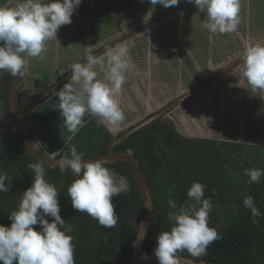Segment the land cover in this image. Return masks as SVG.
Segmentation results:
<instances>
[{
	"label": "trees",
	"instance_id": "16d2710c",
	"mask_svg": "<svg viewBox=\"0 0 264 264\" xmlns=\"http://www.w3.org/2000/svg\"><path fill=\"white\" fill-rule=\"evenodd\" d=\"M144 1L89 0L85 6L87 11L75 18V24L72 21L76 32L69 36H79L85 22L91 28L105 22L115 25L117 10L122 4L129 6V12H134L136 6L142 8ZM110 16L114 19H109ZM178 51L183 52L179 47ZM95 70H99V66ZM101 73L99 71V79ZM66 77L62 75L56 83L48 76L44 77L42 92L24 104L26 75L22 76L17 104L24 114L32 108L28 128L33 144L48 159L60 160L65 154L70 156L69 149L73 145L78 153L84 154V160L105 157L108 147L125 131L114 135L107 127L98 126L96 118L85 115L80 131L75 136L68 132L56 106L59 98L53 94L68 83L64 80ZM15 78L7 72L0 75V173L7 174L5 183L11 185L8 193L0 192V225L5 227L11 226L10 214L18 210L21 196L32 186L35 173L27 165L39 163L27 151L20 125L10 108ZM58 82L61 83L50 94L49 89ZM126 151H131L137 160L153 203L142 254H153L159 233L170 231L172 224L167 218L172 211L167 203L169 189L173 190L172 198L178 207L187 206L193 203L187 196L189 188L194 182H200L206 186L205 198L212 197L209 227L215 228L221 238L207 249L205 256L193 258L187 251L178 255L208 264H264V218H257L259 223L254 224L251 210L243 204V200L251 195L256 207L264 214V176L260 183L248 184L249 177L244 174L246 169L264 170V146L185 137L172 121L156 119L111 149L113 155ZM105 166L126 177L131 188L129 194L112 198L119 217L113 228L103 227L87 213L72 208L67 190L78 177L71 169L61 172L59 167L45 166V180L60 192L59 214L73 227L68 234L73 237L75 264H124L132 254V244L144 212L140 191L128 163H105ZM45 218L49 222L54 219ZM33 227L41 231L39 225Z\"/></svg>",
	"mask_w": 264,
	"mask_h": 264
},
{
	"label": "clouds",
	"instance_id": "9594fccd",
	"mask_svg": "<svg viewBox=\"0 0 264 264\" xmlns=\"http://www.w3.org/2000/svg\"><path fill=\"white\" fill-rule=\"evenodd\" d=\"M148 2L168 8L177 6L180 0ZM186 2L207 14L209 22L204 27L211 33L237 32L241 0ZM81 3L82 0H48L47 3L44 0H12L11 5H0V75L7 72L13 77H22L27 72V57L42 58L49 40L60 43L57 40L60 27L72 23V16ZM85 58L86 64L71 66L69 82L53 93L59 98L56 106L63 118V126L73 136L84 126L85 115L96 118L98 126L103 125L109 130H114L125 120L117 96L123 92L125 74L130 68L127 42L106 48L102 55L89 52ZM97 66L103 73V79H99V73L94 70ZM239 67L242 78L253 91H264V43L246 46ZM69 152L70 156L65 154L57 164L61 172L71 169L72 174L78 177L67 190L72 208L79 213H87L103 227H115L119 217L112 198L130 193L128 179L106 167L102 160H84V154L78 153L74 145ZM27 167L35 173V177L32 186L21 196L18 210L9 216L11 226L0 225V262L75 264L73 237L68 234L73 227L59 214L60 192L45 180L44 163H30ZM244 174L249 177L248 184L260 183L264 170L246 169ZM7 179V174L0 173V192L10 191L11 185L5 183ZM205 187L200 182H194L187 192L193 203L179 207L172 198L173 190L169 189L167 203L172 211L167 218L172 226L170 231H161L157 237L154 254L159 264H181L178 254L184 251L193 258L205 256L207 249L221 238L215 228L209 227V213L213 205L212 197L205 198ZM243 204L251 210L254 224L259 223L257 218H264L251 195L243 200ZM45 217L54 219L49 222ZM36 225L41 231L34 229ZM141 258L148 259L146 254H142Z\"/></svg>",
	"mask_w": 264,
	"mask_h": 264
},
{
	"label": "rangeland",
	"instance_id": "374dc122",
	"mask_svg": "<svg viewBox=\"0 0 264 264\" xmlns=\"http://www.w3.org/2000/svg\"><path fill=\"white\" fill-rule=\"evenodd\" d=\"M87 1L89 0H82L78 10L74 12L73 24L75 18L87 11L85 7ZM185 2L186 0H180L178 7L168 8L152 5L150 20L146 12L147 0L144 1L142 8L136 6L137 10L134 12H129V6L122 4L117 10L118 23L115 31L107 32L114 28V24L98 23L91 28L85 22L82 25V35L76 36V41L68 39L70 43H65L60 52L57 41H48L47 51L42 54V58L27 57L22 96L24 104L42 92L45 87L44 77L48 76L56 83L59 76L67 75L69 72L72 74L73 64H86L85 57L89 52L97 55L96 52L100 51L103 54L106 48L126 41L130 49V68L125 74L123 92L117 96L125 120L114 130L108 129L112 134L124 132L165 110L163 114L169 112L166 116L185 137L264 146V91H253L242 78L241 68H236L235 71L233 68L231 75L222 79L215 78L223 71L221 69L199 72L193 68V65L199 67L204 65L196 55L202 46L204 54L200 57L207 62L213 59L212 47H226L230 46V43L219 41L220 45H217L216 41L215 47L213 39L215 33L211 32L207 33V36L211 34V41L203 40L206 35L203 32L206 29L204 25L209 22L206 16L202 25L187 26V18H196L198 10L196 7L186 14L187 18L183 19L184 26L182 20L178 28L177 24L170 23L169 17L173 15L176 18L180 15L183 9L179 5H188ZM259 2L260 5L257 6ZM158 11L164 14L163 20L151 23V20L159 15ZM108 18L111 19V16ZM240 23L242 24L238 27L239 35L244 37L245 34V37L264 43V0H241ZM73 24L67 25L68 33L75 34L76 28ZM144 25L147 26L142 28ZM72 27L74 29H70ZM59 30H62L61 27ZM169 31H173V34L177 31L181 41H162ZM187 31L188 37L185 36ZM233 34L226 36L232 38ZM223 38L225 39V34ZM182 46L186 47V50L189 48V55ZM87 47L91 48L86 49ZM178 47L183 54L178 51ZM234 53L228 57L230 59L228 64H233L238 58L241 59L238 60V64H241L242 52L241 56L239 52ZM217 62L218 58H214L213 64ZM104 63H107L106 57ZM96 71L99 73L100 70ZM100 79H103V73ZM213 80L214 85H209Z\"/></svg>",
	"mask_w": 264,
	"mask_h": 264
},
{
	"label": "water",
	"instance_id": "95a60500",
	"mask_svg": "<svg viewBox=\"0 0 264 264\" xmlns=\"http://www.w3.org/2000/svg\"><path fill=\"white\" fill-rule=\"evenodd\" d=\"M229 66V65H228ZM230 71V70H229ZM229 71L225 70V72L221 73V76L224 77L226 73H229ZM220 76V77H221ZM22 77H16L12 90H11V100H10V108L13 114L16 116L18 123L20 125L22 139L24 141V144L26 146L27 151L38 161L45 164L46 167L49 168H55L58 167L57 161L59 159L55 158H45L36 148V146L33 144L32 136L30 135L29 128H28V119H29V113L32 108H29L26 113H22L18 107L17 100H18V91L20 87V81ZM160 119L161 121L167 120L171 121L168 116L164 115L163 113L153 115L150 118L143 120L138 125L134 126L132 129L127 130L124 132V134L114 140L112 144L108 147L107 153L105 157H99L94 159H87L86 161H94V160H102L105 163H118V162H126L130 165L133 177L137 183L138 189L140 191L144 212L143 216L141 218V221L139 223L136 238L132 244V254L130 259L124 263V264H159L158 258L155 256V254L148 255V259H142V245L145 239V232H147V229L149 227V224L152 220L153 215V203L151 200V195L149 193V189L147 187V184L139 170L138 162L135 159L133 153L131 151H126L125 153H120L117 155H113L111 152V149L114 145L122 142L125 140L128 136L133 134L134 132L140 130L142 127L150 124L152 121ZM181 134V133H180ZM182 135V134H181ZM184 136V135H182ZM180 257V256H179ZM181 264H208L205 262H196L191 259L180 257Z\"/></svg>",
	"mask_w": 264,
	"mask_h": 264
},
{
	"label": "crops",
	"instance_id": "0c3cea01",
	"mask_svg": "<svg viewBox=\"0 0 264 264\" xmlns=\"http://www.w3.org/2000/svg\"><path fill=\"white\" fill-rule=\"evenodd\" d=\"M44 2L47 3L48 0H44ZM185 3H187V2H185ZM4 4L11 5L12 4V0H0V5H4ZM179 6H182V9H183L182 12H181L182 15L180 13V15L176 16V18L173 15L169 17L170 18V23L172 22L173 24H177V28H178V26H179L178 24L180 23L181 20H182V24L184 26L183 19L184 18H187V17H185L186 14L189 11H192L194 9V7H195L194 4H191V3H188V5L187 4L186 5L184 4V6L183 5H179ZM176 7H178V6H176ZM150 8H152V5L148 2V4L146 5V12L148 14L147 15V18L149 20L151 19L150 15L152 13V11H151V13H149L150 12ZM158 13H159V15L156 16L154 19H152L151 20V23H159V22H161V20H163L164 14L161 13L160 11H158ZM204 16H206V19H208L206 13H202V12H199V10H197L196 18H192V17H189V19L187 18V21H186L187 26H188V24H191V25H194V26H197V25L200 26V25H202V23H204ZM200 19L202 20V22H200ZM166 22H169V21H166ZM117 23L118 22L116 20L114 28L111 29L110 31H115L116 24ZM241 24L242 23H239V25H241ZM239 25H238V27H239ZM70 26H71V24H70ZM146 26L144 25V27H142V28H145ZM67 27H68L67 25L61 26V29L62 30H59L58 31V34H57V40L60 42V43L57 42V44L59 45V52L62 50L63 47H65V43H68V44L70 43L68 41V39L70 41H76V39L74 37H72V36L69 37L70 32L68 33V30L66 29ZM203 32H204V34H206L203 40H205V41H211V34H209L207 36V33L210 32V31L208 29H205ZM238 32H239V28L237 29V32L233 34L232 39L231 38H228L226 36V34H225V39H224L223 38V34L215 33V36L213 38L214 39V43H215V47H216V41L218 42L217 45L218 44L220 45V42L219 41H222V42L223 41H232L234 39V41H237L238 43H240V49L238 48V51L235 49V51L236 52H239V54L241 56V52H243V49L246 46H249V45H252V44H255V43H262L259 40H254L251 37H248V36L245 37V34H244V37H243L242 35H239ZM185 33H186L185 36L188 37V31L185 32ZM60 34H61V36H60ZM161 40L162 41H176V40L181 41L180 38H179V35H178V32L177 31H175L174 34H173V31H169V34L164 35L163 39H161ZM49 41H56V40H49ZM203 47L204 46H202L201 49H198L199 50L198 53H196V52L195 53L200 58V62L204 63V65L201 66V67H199L198 65H196V66L193 65V68H195L199 72H201L203 70H206V71L211 72V71L216 70V69H221V70H224L225 71L226 66L229 65L228 62L230 61V59H228V57L226 55H223L222 54V50H223L224 47H221V48H214V47H212L211 48V56H212L213 59L212 60L210 59L207 62H205V59H203V58L200 57L202 54H204V53H202L203 52ZM182 48H184L186 54L189 55V48H187V50H186V47H184V46H182ZM148 51L151 52V50H148ZM224 56L227 57V58H221V57H224ZM153 58H154V56H153ZM214 58H218V62L216 64H213ZM28 59H29V57H28ZM238 60H240V58H238ZM221 73L219 75H217L215 78H220ZM69 75H70V72H69V74H67V76H69ZM60 77H62V75L59 76L58 78H60ZM66 78L64 80H67L68 81L70 77H66ZM213 82H214V80H213ZM60 83L61 82H58V84L56 86H58ZM212 85H214V84H211V86ZM53 90L54 89L51 90L50 94L53 92Z\"/></svg>",
	"mask_w": 264,
	"mask_h": 264
},
{
	"label": "flooded vegetation",
	"instance_id": "af4514ba",
	"mask_svg": "<svg viewBox=\"0 0 264 264\" xmlns=\"http://www.w3.org/2000/svg\"><path fill=\"white\" fill-rule=\"evenodd\" d=\"M232 39V38H231ZM228 43H230V46H227L226 45V47H224L223 48V50H222V54L223 55H226L227 57H231L232 55H233V52H235V53H237L236 51H235V49L238 51V48L240 49V43H238L237 41H234V39L232 40V41H228ZM235 46V47H234ZM96 54L97 55H102V53H100V51H98V52H96ZM227 57H225L224 56V58H227ZM241 60V59H240ZM239 63V61L238 60H236V61H234V63L233 64H229V66H227L226 68H225V70H227V71H229V73H226L225 74V78H227L228 76H230L231 75V71L233 70V68H234V71L236 70V68L238 69V68H240L239 67V65L240 64H238ZM222 72H225L224 70L222 71ZM223 77L221 76L220 77V79H222ZM216 80V79H215ZM195 81H197V80H195ZM215 82H211L209 85H211V84H214ZM57 85V84H56ZM53 86L52 88H50L49 89V91L48 92H51V90L52 89H56V87L57 86ZM53 90V91H54ZM165 112V110L164 111H162L161 113H164ZM169 112H167V113H165V115H167Z\"/></svg>",
	"mask_w": 264,
	"mask_h": 264
}]
</instances>
